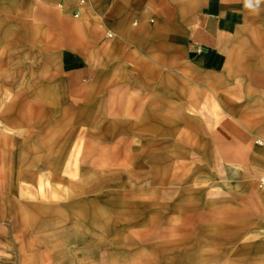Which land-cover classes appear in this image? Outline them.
Wrapping results in <instances>:
<instances>
[{
  "label": "rangeland",
  "instance_id": "374dc122",
  "mask_svg": "<svg viewBox=\"0 0 264 264\" xmlns=\"http://www.w3.org/2000/svg\"><path fill=\"white\" fill-rule=\"evenodd\" d=\"M67 1L0 0V264H264L261 134L238 121L264 80L194 98L168 77L161 105L135 79L121 110H97L66 95L62 55L108 60L84 43L116 33Z\"/></svg>",
  "mask_w": 264,
  "mask_h": 264
},
{
  "label": "crops",
  "instance_id": "0c3cea01",
  "mask_svg": "<svg viewBox=\"0 0 264 264\" xmlns=\"http://www.w3.org/2000/svg\"><path fill=\"white\" fill-rule=\"evenodd\" d=\"M74 9L78 11L75 17L88 10L102 11L107 15L106 27L111 30L108 35L116 33L111 42L90 39L84 43L105 51L109 48V54L102 56L110 55L108 60H97L99 50L65 51L62 55L66 95L94 103L97 110L104 109L101 105L110 111L121 110L119 104L124 102V96L135 90V79L142 80L143 99L148 98L151 104V99H156L153 96H158L161 105L162 83L168 77L182 85L189 80L194 98L201 94L200 84L230 94L231 79L244 78L256 88L263 87L264 3L258 12H253L244 7V0H89L86 6L79 0ZM62 10L66 11V7ZM124 63L134 64L132 74L126 72ZM167 64L172 66L170 71L166 70ZM120 80L124 82L115 83ZM138 98L133 102H140ZM254 107L253 113L240 114L238 121L246 129L254 126L261 134L255 142L261 141L257 151L262 156L264 102L258 101ZM158 109L162 110V106ZM223 153L240 154L227 149Z\"/></svg>",
  "mask_w": 264,
  "mask_h": 264
},
{
  "label": "clouds",
  "instance_id": "9594fccd",
  "mask_svg": "<svg viewBox=\"0 0 264 264\" xmlns=\"http://www.w3.org/2000/svg\"><path fill=\"white\" fill-rule=\"evenodd\" d=\"M262 3L264 0H244V7L253 12H258Z\"/></svg>",
  "mask_w": 264,
  "mask_h": 264
},
{
  "label": "built area",
  "instance_id": "2783aa9c",
  "mask_svg": "<svg viewBox=\"0 0 264 264\" xmlns=\"http://www.w3.org/2000/svg\"><path fill=\"white\" fill-rule=\"evenodd\" d=\"M40 2L41 0H36ZM81 3H84V0H80ZM108 37H111V34L108 35ZM258 187L264 191V173L258 180Z\"/></svg>",
  "mask_w": 264,
  "mask_h": 264
},
{
  "label": "bare ground",
  "instance_id": "6f19581e",
  "mask_svg": "<svg viewBox=\"0 0 264 264\" xmlns=\"http://www.w3.org/2000/svg\"><path fill=\"white\" fill-rule=\"evenodd\" d=\"M257 143H258V144H260V143H261V141H257Z\"/></svg>",
  "mask_w": 264,
  "mask_h": 264
}]
</instances>
